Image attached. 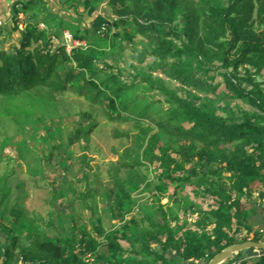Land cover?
Returning a JSON list of instances; mask_svg holds the SVG:
<instances>
[{"label": "trees", "instance_id": "1", "mask_svg": "<svg viewBox=\"0 0 264 264\" xmlns=\"http://www.w3.org/2000/svg\"><path fill=\"white\" fill-rule=\"evenodd\" d=\"M34 1L18 3L28 11ZM115 1L120 6L115 13L135 22L130 40L138 35L144 44L151 38V56L165 74H156L155 67L125 74L100 62L99 38L68 50L64 42L53 41L52 30L38 28V21L23 30L16 21L20 43L12 52L0 50V134L6 111L25 97L47 107L68 91L88 98L110 121L134 122L129 130L115 133L131 143L120 154L107 194L118 195L125 215L118 188L131 205L134 192L149 189L157 197L152 207L163 217L143 213L126 222L122 233L95 225L94 232L84 230L62 241L33 225L27 244L13 237L0 217V230L11 239H0V264H85V254L98 257L105 242L109 252L126 255L121 264H202L230 245L262 241L263 234L249 222L252 208L247 204L256 194L264 198V0ZM180 14L183 25L177 23ZM73 37L84 39L77 33ZM212 70L222 75L224 85L202 75L195 80L197 71L209 76ZM198 84L200 90L195 89ZM155 106L158 117L151 112ZM153 172L157 183L149 178ZM157 188L163 189L155 193ZM10 194L8 176L0 177L3 216ZM164 198L174 202L182 219L172 207L164 210ZM11 215L12 224L24 233L25 215L16 208ZM92 264L102 263L97 258ZM227 264H264V250L233 254Z\"/></svg>", "mask_w": 264, "mask_h": 264}, {"label": "rangeland", "instance_id": "2", "mask_svg": "<svg viewBox=\"0 0 264 264\" xmlns=\"http://www.w3.org/2000/svg\"><path fill=\"white\" fill-rule=\"evenodd\" d=\"M59 2L65 5V9L69 5V8L74 7L77 18L86 24L97 26V31L92 32V36L88 34V37L100 39L101 53L98 56L100 62L116 65L115 67L125 74L127 71L136 73L153 67L158 69L156 74H165V68H158L156 59L151 56L150 52L153 49L150 47L151 38L145 37L147 39L144 44L140 43L138 35L130 40L135 22L115 13L120 7L115 0H59ZM19 8L23 10V7ZM96 10L98 15L92 16ZM28 13H25L27 18L21 14L13 17V22L16 25L18 21L21 30L26 28L28 22H32L27 20ZM0 22L2 24V21ZM177 23L184 24L181 14ZM67 29L60 26L50 31L49 35H52L54 42H64L66 48L70 50L76 44L69 45V42L65 41L64 32ZM70 32L73 36L74 32L72 30ZM17 37H20L19 33ZM177 41L180 42L179 39ZM0 49H3L2 43ZM196 73L197 82L200 79L199 75H202L209 80L213 78L215 84L225 83L219 72L212 70L209 76L202 71ZM166 78L171 82L168 76ZM203 84L208 85L209 81L204 79ZM201 87L202 84H198L195 89L200 90ZM181 88L182 86H179V89ZM209 95L212 96L210 93ZM38 101L39 99L25 97L23 103L10 109L11 112L6 111L7 115L3 113L5 127L0 134V157L3 158L0 161V177L8 176L11 194L5 202L6 207L3 206L1 210L5 212L6 217L1 214L0 217L2 222L13 230V237L20 236V241L27 244L26 234L34 225L45 230L50 239L62 241L84 230L94 232L95 225H99L108 233L111 231L122 233L121 227L126 222L139 220L144 214L149 215L151 219L163 217L160 209H153L157 197L149 189L141 188L134 192L132 197L136 202L131 205L128 194L118 186L119 191H122L120 201L125 202L127 206L125 215L117 203L118 195L113 193L109 196L105 190L106 187L107 190L112 187L111 181L113 175H117L120 154L124 147L131 143L129 139L117 137L115 133L129 130L134 122L110 121L100 105L92 104L88 98L78 97L70 91L59 96L50 104L51 107L43 106ZM142 109V112L147 111L144 106ZM158 110V106L151 110L155 117H158L156 116ZM144 116L146 114L143 113L142 117ZM124 173L125 170H122L119 176H123ZM155 175L156 172H153L149 178L157 183ZM162 189L157 188L155 193ZM110 190L112 188L109 189V192H112ZM168 198L162 201L165 204L164 210L169 212L168 207L177 210L174 202L172 200L168 202ZM13 208L26 217L22 223L25 225L24 233L21 232V226L12 224L15 220L11 215ZM178 215L182 219L181 211ZM146 221L149 222L147 219ZM146 221L141 220L143 225H148ZM8 238V233L0 230V239L4 243L11 241ZM100 240L106 239L101 237ZM104 246L103 254L94 257L91 263L85 264H92L97 258L102 264H121L126 259L125 254L109 252L107 242ZM228 260L224 264H227Z\"/></svg>", "mask_w": 264, "mask_h": 264}, {"label": "crops", "instance_id": "3", "mask_svg": "<svg viewBox=\"0 0 264 264\" xmlns=\"http://www.w3.org/2000/svg\"><path fill=\"white\" fill-rule=\"evenodd\" d=\"M19 1L29 2L30 0H0V21H2V24H0V43H2L3 48L0 50L11 52L14 50V47L20 43L21 32L14 30L15 23L13 22V17L15 11H18V16L21 14L24 17H26L25 13L29 12V18L27 20H37L40 23V28L43 30H56L57 27L59 28L61 26L63 29L68 28L67 30L78 33V35L83 36L84 39H76L74 37V40H77L84 46L87 45L88 40L91 38L88 37V34L91 35L92 32L97 31V26L95 24L93 26L92 24H86L85 21L77 18L74 13V7L69 8V5L67 9H65V5L63 6L59 0H35L28 5L31 7L28 11L25 10L26 8L23 7L22 3H17ZM19 7H23L25 12ZM94 15H98V10L92 14V16ZM24 24L23 22V25ZM17 33L20 34V37H17ZM139 38L140 37H138V39ZM247 206L252 208L249 222L255 231L263 234L262 241H264V198L256 194ZM247 233L248 231L245 230L243 235Z\"/></svg>", "mask_w": 264, "mask_h": 264}, {"label": "water", "instance_id": "4", "mask_svg": "<svg viewBox=\"0 0 264 264\" xmlns=\"http://www.w3.org/2000/svg\"><path fill=\"white\" fill-rule=\"evenodd\" d=\"M260 79V78H258ZM254 248L255 251L264 250V241L248 240L242 243H237L228 246L220 253H218L211 261H206L205 264H224L233 254L242 252L247 254L248 250Z\"/></svg>", "mask_w": 264, "mask_h": 264}, {"label": "built area", "instance_id": "5", "mask_svg": "<svg viewBox=\"0 0 264 264\" xmlns=\"http://www.w3.org/2000/svg\"><path fill=\"white\" fill-rule=\"evenodd\" d=\"M1 24V22H0ZM64 38H65V41L66 42H69L68 44L70 45L71 43L73 44H76L77 45H81L80 42L78 41H73L74 40V37L72 36V33L70 31H65L64 32ZM71 47V46H70ZM94 255L92 253H87L85 254V256L83 257L84 259V262L85 263H91L94 259ZM18 264H46V263H41V262H37V263H34V262H31V261H23V260H19Z\"/></svg>", "mask_w": 264, "mask_h": 264}, {"label": "clouds", "instance_id": "6", "mask_svg": "<svg viewBox=\"0 0 264 264\" xmlns=\"http://www.w3.org/2000/svg\"><path fill=\"white\" fill-rule=\"evenodd\" d=\"M67 31H69V30H67ZM81 46H82V44H81Z\"/></svg>", "mask_w": 264, "mask_h": 264}]
</instances>
